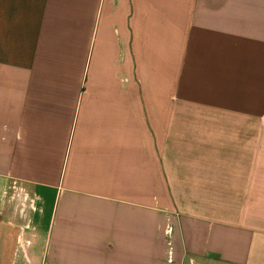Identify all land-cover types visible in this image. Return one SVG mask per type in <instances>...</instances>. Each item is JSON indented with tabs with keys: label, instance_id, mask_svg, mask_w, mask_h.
<instances>
[{
	"label": "crops",
	"instance_id": "1",
	"mask_svg": "<svg viewBox=\"0 0 264 264\" xmlns=\"http://www.w3.org/2000/svg\"><path fill=\"white\" fill-rule=\"evenodd\" d=\"M0 264H264V0H0Z\"/></svg>",
	"mask_w": 264,
	"mask_h": 264
}]
</instances>
